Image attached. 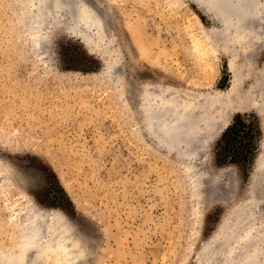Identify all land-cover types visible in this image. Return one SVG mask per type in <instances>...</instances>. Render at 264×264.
<instances>
[{"label":"rangeland","instance_id":"obj_1","mask_svg":"<svg viewBox=\"0 0 264 264\" xmlns=\"http://www.w3.org/2000/svg\"><path fill=\"white\" fill-rule=\"evenodd\" d=\"M77 1L39 30L33 7L0 0V259L264 264V32L202 0ZM84 1L97 32L75 28ZM150 95L190 119L192 144L151 132ZM239 114L258 127L221 142Z\"/></svg>","mask_w":264,"mask_h":264},{"label":"bare ground","instance_id":"obj_2","mask_svg":"<svg viewBox=\"0 0 264 264\" xmlns=\"http://www.w3.org/2000/svg\"><path fill=\"white\" fill-rule=\"evenodd\" d=\"M23 1L25 3L24 6H25L26 10H28L32 7L35 9L34 12H36V15L32 17V23L37 25V27H39V30H41L42 28L45 29L44 26H45L46 21H47V12L49 10H51L52 8L55 9V8L63 7L67 10V12H70L71 10L73 11V9H70L72 7L73 0H63V1L62 0H23ZM75 1H77V0H75ZM202 1H205V8L207 10L210 9L211 11H213V12H211L209 10L213 15H216V17L220 20V22L224 26H226V27L229 26L230 28L233 27V29L239 31L240 33L245 32V31H247V32L249 31V32H252L251 35H253V33L256 34L257 32H258V35H260L261 31L264 32V0H202ZM85 2L86 1L81 2V3H83V4H81V9H77L75 11V13L80 11V19L78 18L79 14H77L78 21L76 20L77 24H76V26L75 25L74 26H75V28L77 26L80 27L79 31H83V30L90 31L93 29L94 31L97 32L101 28L100 27L101 24H99V23H101L102 19L99 16H97L98 14L94 13L91 10V7L87 6ZM79 3H80V0H79ZM215 3H219V4H215ZM34 4H36V8L34 7ZM89 4H90V2H89ZM75 5H77V4H75ZM78 6H77V8H78ZM95 10H98V8L96 7ZM33 27H34V25H33ZM74 30L78 31V29H74ZM258 35H257V37H258ZM257 37H256V39H257ZM254 38H255V36H254ZM36 40H37L36 44L40 48L44 49L45 47H47V39L44 35L40 38H37ZM259 41H260V38H259ZM46 50L47 49H44L45 53H46ZM171 93H172V91H171ZM167 98L164 101L163 100L158 101V99L156 98L155 95H153V96L150 95V97L147 99L146 115L148 116L151 132L153 134H155L160 140H165L168 143L169 142L174 143V141H176V140L177 141L178 140L187 141V139H189V138L187 136L185 137L184 135H187V132H189L188 128L186 126H187V122H189L190 119L187 117V119H188L187 122L185 119L183 120L184 117L182 118L178 113L175 112V108L173 107L172 104L167 105V102H166ZM221 122H222V120H221ZM225 124H227L226 121H225L223 127L225 126ZM182 135L185 138L182 137ZM186 143L192 144L191 140L185 142V144ZM191 147H193V146H191ZM194 183L196 186L199 185V178L197 176L194 180ZM30 223H31V221H30ZM41 227L42 226H39L38 223L37 224L36 223L30 224V229L32 230V233L34 235L36 234V237L39 236V238L44 236V233H45V232H43L44 230L41 231V229H40ZM58 231H57V234L59 236L57 234H53L57 237H53L52 239L55 240L56 238H61L60 236H62L61 235L62 232L61 231L58 232ZM246 236H248V235L246 234ZM248 237H246V239ZM247 242L248 241L246 240L245 246L249 245V243L247 244ZM230 246H233V244ZM253 258H255L254 254H247L246 250H244V251H241L237 256H233V258H232L233 261L229 260L230 262L227 261L226 263H224V262L223 263L224 264H233L234 259H238L239 261H242V259H246L247 264H255V262L253 261ZM224 261H226V260H224ZM0 262H1L0 264H3L5 262H7L8 264L12 263L10 261L8 262V261H4L1 259H0ZM217 264H220V263H217Z\"/></svg>","mask_w":264,"mask_h":264},{"label":"trees","instance_id":"obj_3","mask_svg":"<svg viewBox=\"0 0 264 264\" xmlns=\"http://www.w3.org/2000/svg\"><path fill=\"white\" fill-rule=\"evenodd\" d=\"M257 127H258V125L256 123L255 124V128H257ZM242 128H248V133L253 132V129H255L254 128V124H253L252 121L247 122L246 119L241 114H239V115H237L234 118L233 123H231V125L227 128V130L221 136V139H220L221 142H222V140H225L226 141L227 138H228V136L230 137L231 134H233V132L238 131L239 129H242ZM250 137L251 138L249 140H252V138L254 137V135H251ZM250 142H248V144L245 145V146L248 147V145H249ZM225 149H226V147H225ZM243 152H244V150H243ZM217 154H220V152H217ZM249 155H250V157H252L253 151L247 149V151L245 153V157L248 158ZM233 159L235 160L236 158L233 156ZM237 163H239L238 160H237Z\"/></svg>","mask_w":264,"mask_h":264},{"label":"water","instance_id":"obj_4","mask_svg":"<svg viewBox=\"0 0 264 264\" xmlns=\"http://www.w3.org/2000/svg\"><path fill=\"white\" fill-rule=\"evenodd\" d=\"M221 3V2H220ZM215 4H219V3H215ZM62 225H65L64 223H61ZM70 227L69 226H66V231L69 230Z\"/></svg>","mask_w":264,"mask_h":264},{"label":"snow or ice","instance_id":"obj_5","mask_svg":"<svg viewBox=\"0 0 264 264\" xmlns=\"http://www.w3.org/2000/svg\"><path fill=\"white\" fill-rule=\"evenodd\" d=\"M37 182H38V183L40 182V178H39V177L37 178Z\"/></svg>","mask_w":264,"mask_h":264}]
</instances>
